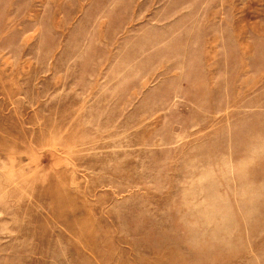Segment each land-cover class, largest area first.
Wrapping results in <instances>:
<instances>
[{
    "label": "rangeland",
    "instance_id": "rangeland-1",
    "mask_svg": "<svg viewBox=\"0 0 264 264\" xmlns=\"http://www.w3.org/2000/svg\"><path fill=\"white\" fill-rule=\"evenodd\" d=\"M0 264H264V0H0Z\"/></svg>",
    "mask_w": 264,
    "mask_h": 264
}]
</instances>
